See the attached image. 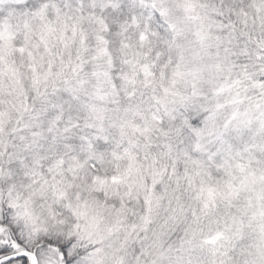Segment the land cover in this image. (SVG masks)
Here are the masks:
<instances>
[{
	"label": "snow or ice",
	"instance_id": "snow-or-ice-1",
	"mask_svg": "<svg viewBox=\"0 0 264 264\" xmlns=\"http://www.w3.org/2000/svg\"><path fill=\"white\" fill-rule=\"evenodd\" d=\"M0 264H264V0H0Z\"/></svg>",
	"mask_w": 264,
	"mask_h": 264
}]
</instances>
